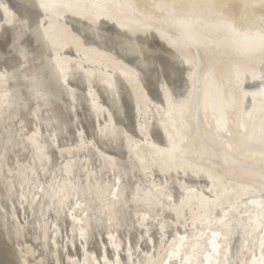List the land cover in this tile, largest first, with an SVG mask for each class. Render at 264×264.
Returning a JSON list of instances; mask_svg holds the SVG:
<instances>
[{
	"label": "snow or ice",
	"instance_id": "obj_1",
	"mask_svg": "<svg viewBox=\"0 0 264 264\" xmlns=\"http://www.w3.org/2000/svg\"><path fill=\"white\" fill-rule=\"evenodd\" d=\"M2 236L4 264H264V0H0Z\"/></svg>",
	"mask_w": 264,
	"mask_h": 264
},
{
	"label": "bare ground",
	"instance_id": "obj_2",
	"mask_svg": "<svg viewBox=\"0 0 264 264\" xmlns=\"http://www.w3.org/2000/svg\"><path fill=\"white\" fill-rule=\"evenodd\" d=\"M149 90L153 94H155L156 88H155L154 81H153V83H151L149 85ZM101 97H102V99L105 100V102H107V98L103 97L102 92H101ZM121 103H122L124 114H123L122 118H118L119 123L121 124V126L126 127L129 130H131L134 127V123H135V113H134V109H133L134 107L132 105V102L129 99L126 91L122 93ZM81 117H82V119H84L85 126L88 127L89 131H91L93 125L95 124V116H93L92 119L89 120V119H87L86 114L82 112ZM0 251L2 253L0 255V258L1 259L3 258L2 260H3V264H4V261L11 259V255L8 252V245H7V237L6 236L0 237ZM0 264H2V261Z\"/></svg>",
	"mask_w": 264,
	"mask_h": 264
},
{
	"label": "rangeland",
	"instance_id": "obj_3",
	"mask_svg": "<svg viewBox=\"0 0 264 264\" xmlns=\"http://www.w3.org/2000/svg\"><path fill=\"white\" fill-rule=\"evenodd\" d=\"M2 253H1V251H0V255H1ZM3 257V256H2ZM3 259V258H2ZM1 258H0V263H1V261H2V264H3V260H2Z\"/></svg>",
	"mask_w": 264,
	"mask_h": 264
},
{
	"label": "water",
	"instance_id": "obj_4",
	"mask_svg": "<svg viewBox=\"0 0 264 264\" xmlns=\"http://www.w3.org/2000/svg\"><path fill=\"white\" fill-rule=\"evenodd\" d=\"M134 109V108H133Z\"/></svg>",
	"mask_w": 264,
	"mask_h": 264
}]
</instances>
